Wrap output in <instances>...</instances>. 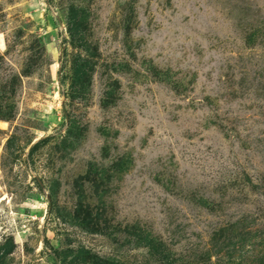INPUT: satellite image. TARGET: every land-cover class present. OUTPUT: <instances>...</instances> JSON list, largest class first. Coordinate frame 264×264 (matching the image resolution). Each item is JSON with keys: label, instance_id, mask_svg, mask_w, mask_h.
I'll return each mask as SVG.
<instances>
[{"label": "rangeland", "instance_id": "obj_1", "mask_svg": "<svg viewBox=\"0 0 264 264\" xmlns=\"http://www.w3.org/2000/svg\"><path fill=\"white\" fill-rule=\"evenodd\" d=\"M263 256L264 0H0V264Z\"/></svg>", "mask_w": 264, "mask_h": 264}, {"label": "trees", "instance_id": "obj_2", "mask_svg": "<svg viewBox=\"0 0 264 264\" xmlns=\"http://www.w3.org/2000/svg\"><path fill=\"white\" fill-rule=\"evenodd\" d=\"M141 238L147 241L148 247L152 249V251L154 252H157L158 248L161 246L160 242H156L148 234L147 236L140 235L139 239ZM154 249H156L157 251H155ZM229 264H264V256L261 259H256V257H251L250 263H247V262L245 263V261L238 259L237 261L229 262Z\"/></svg>", "mask_w": 264, "mask_h": 264}]
</instances>
